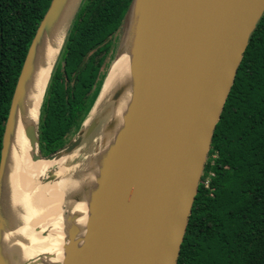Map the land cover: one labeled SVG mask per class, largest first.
<instances>
[{
  "label": "water",
  "instance_id": "95a60500",
  "mask_svg": "<svg viewBox=\"0 0 264 264\" xmlns=\"http://www.w3.org/2000/svg\"><path fill=\"white\" fill-rule=\"evenodd\" d=\"M60 1H50L16 80L2 136L0 181L31 51ZM263 12L264 0H132L122 24L130 26L127 40L133 39L132 108L108 186L92 209L79 264H177L213 131ZM124 44L121 40L113 60ZM25 136L38 149L33 159H52L77 144L73 136L60 149L42 155L38 119L25 128ZM67 233L72 238L75 229L69 227ZM71 250L67 243L63 264L69 263Z\"/></svg>",
  "mask_w": 264,
  "mask_h": 264
},
{
  "label": "trees",
  "instance_id": "16d2710c",
  "mask_svg": "<svg viewBox=\"0 0 264 264\" xmlns=\"http://www.w3.org/2000/svg\"><path fill=\"white\" fill-rule=\"evenodd\" d=\"M50 1L0 0V149L18 74ZM131 2L80 0L39 108L42 155L63 147L87 117ZM177 264H264V12L213 131Z\"/></svg>",
  "mask_w": 264,
  "mask_h": 264
},
{
  "label": "bare ground",
  "instance_id": "6f19581e",
  "mask_svg": "<svg viewBox=\"0 0 264 264\" xmlns=\"http://www.w3.org/2000/svg\"><path fill=\"white\" fill-rule=\"evenodd\" d=\"M76 2L60 1L48 23L41 28L31 51V69L23 83L22 100L16 105L0 181V264L30 261L39 264L34 260L36 249L45 246L49 238V245L54 246V239L59 234L60 216L67 227L81 212L80 243L72 259L74 264H79L77 259L93 220L92 209L108 186L117 145L124 136L135 89L132 78L133 39L125 42L112 60L99 98L83 123L81 134L87 128H93L84 139V143L89 141V149L94 148L88 162L79 168L74 162L83 147L81 144L70 151H60L48 161L51 164L64 160L50 175L49 184L41 186L33 178L39 161L45 159H33L38 149L25 136V128L37 123L44 86ZM94 135L97 140L91 142ZM50 236L55 237L52 239Z\"/></svg>",
  "mask_w": 264,
  "mask_h": 264
},
{
  "label": "rangeland",
  "instance_id": "374dc122",
  "mask_svg": "<svg viewBox=\"0 0 264 264\" xmlns=\"http://www.w3.org/2000/svg\"><path fill=\"white\" fill-rule=\"evenodd\" d=\"M76 4H77V2H76ZM141 11H142V9H141ZM129 29H130V26L128 24L127 25L125 24L124 26H122L117 31V33L114 35V37H113L114 42H117V44H119V43H121V40H122V42L125 43L126 40L129 38V36L131 35V33L129 32L130 31ZM119 38H120V40H119ZM116 50H117V48H116ZM112 51H111V53H112ZM111 53L108 55L107 60L110 59ZM98 81H100V79ZM101 88H102V86H101ZM101 88H100L99 93L101 92ZM99 95H98V98H99ZM98 98L96 99V101L98 100ZM92 109H93V106H92ZM90 111H92V110H90ZM90 114H91V112H89L88 116H90ZM73 138H74V140H77V144L75 145V147L83 144L81 151L77 154V156L74 160L75 164L78 165L77 168H79L80 166H83L84 162L85 163L88 162L89 157L92 155L94 148L92 147V149H89V146H90L89 141L84 143L85 136L81 135L80 132H78ZM96 140H97V137L95 135L91 137V142H95ZM81 156H83V157H81ZM63 161H60V162L54 161V163H51V164H50V162L44 163L42 161H39L40 165H38L39 167H37V172H36L37 174L34 173L33 178L38 180L39 185H41V186L49 184L48 182L50 179V175L54 171L57 170L58 165L61 164ZM35 174H36V176H35ZM80 214H81V212L75 217V221L70 222L71 224H68L67 227H65V224L63 223L62 215L60 216V219H59L60 225H59V231H58L59 234L56 235V237L50 236L52 239H54V237H55L54 246L49 245V243L51 242V240L49 238V240L47 239L48 242L46 241L45 246L37 247V249H36L37 252L35 254L36 257L34 259V260H36V262H39V264H47V263L48 264H55V263L56 264H63L62 261H63V257L65 256L64 247L67 243H70V244H72V250L68 253L70 255V260H69L68 264H74L75 263V260H72V259H74V253L73 252L78 250L77 248H78V245L80 243L78 236L81 234V229H82L81 221H83ZM69 227H73L75 229V235L72 238H69L68 233H67V229ZM73 238H75V239H73ZM27 260H25L24 262H27ZM21 262H23V261H21ZM33 262H35V261H33ZM44 262H46V263H44ZM11 264H14V263H11ZM15 264H17V263H15ZM18 264H21V263L18 262ZM25 264H32V263L30 261V262H27Z\"/></svg>",
  "mask_w": 264,
  "mask_h": 264
},
{
  "label": "built area",
  "instance_id": "2783aa9c",
  "mask_svg": "<svg viewBox=\"0 0 264 264\" xmlns=\"http://www.w3.org/2000/svg\"><path fill=\"white\" fill-rule=\"evenodd\" d=\"M210 175H212V173H210ZM209 177H207L206 179H205V181H204V184H205V186L206 187H208L209 186ZM210 195H212V193L210 192Z\"/></svg>",
  "mask_w": 264,
  "mask_h": 264
}]
</instances>
